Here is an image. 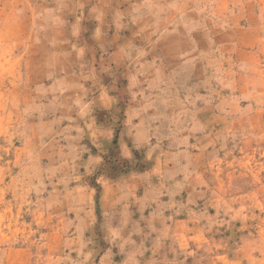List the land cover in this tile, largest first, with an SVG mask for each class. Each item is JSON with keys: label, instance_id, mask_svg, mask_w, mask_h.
Returning a JSON list of instances; mask_svg holds the SVG:
<instances>
[{"label": "rangeland", "instance_id": "rangeland-1", "mask_svg": "<svg viewBox=\"0 0 264 264\" xmlns=\"http://www.w3.org/2000/svg\"><path fill=\"white\" fill-rule=\"evenodd\" d=\"M110 1L0 0V264H264V0L169 1L165 108L153 0L86 52Z\"/></svg>", "mask_w": 264, "mask_h": 264}, {"label": "crops", "instance_id": "crops-1", "mask_svg": "<svg viewBox=\"0 0 264 264\" xmlns=\"http://www.w3.org/2000/svg\"><path fill=\"white\" fill-rule=\"evenodd\" d=\"M124 0L122 1L123 3H118L116 5V3L111 4L112 6H109L111 11L113 12V14L110 16L111 19V24L109 25H102L99 22L100 21H96L98 19H96L91 13L90 10H87L86 13H83L85 15L84 19L82 20H86V23H88V20L92 21L94 23V28L93 30L91 29H86V32L91 34V38H93L94 40L97 41L96 44H93L90 46L89 49H86V52H100L102 50H104L102 48V43H99V41H101L102 38H105L106 36L110 37L113 42H112V46L109 48V52L110 53H114V50L116 49V41L121 42L122 41V45L123 48L126 45L125 41L128 40L129 43L128 44H132V43H136L137 40L134 39L133 37V33L131 31V18L129 17V12L127 11V7ZM169 1H173V0H153L152 2H154V4L156 5L157 10H159V12H156L155 16H157L156 18V23L155 26L153 27L154 31H156V34L158 35V40H161V44L163 47H166V50L168 52H170V56L172 59H164V61L160 62L159 64H157V69H161V76L159 77L158 80V85L161 87L162 92L166 93L168 91V89L166 91L164 87H166V85H169L171 87V96H176L178 94V97L176 98H170L167 96L170 95H161L160 96V100H159V104H162V106L165 108L167 106H169V103L174 99V100H182L184 95L182 96L181 91L184 90V92H188V81L186 83H183L184 85H182L180 79H178V72L176 71L177 68H189V64H192V61L190 59H187L186 61H182L181 63L179 62V56H180V52H182L184 49L182 47H180V45H178V34L180 33V30L178 29L177 26V21H178V8L177 5L174 4L172 7L169 6L168 8L166 7L167 4H170ZM114 1L111 0L110 3H113ZM172 4V2H171ZM176 5V6H175ZM109 17V16H108ZM83 22V21H82ZM84 25V24H82ZM90 30V31H88ZM86 32L83 33V35L86 34ZM85 45V43L83 44ZM188 48H186L187 50ZM111 55V54H110ZM111 59V57H110ZM94 67L96 65H93ZM100 67V65H99ZM104 76V75H103ZM99 79L101 81L100 84L102 83V86H105L106 90L108 91L107 93H109V95H114L111 94V90H113L112 88H108L107 86V78L106 77H102L99 76ZM129 83L133 89V96L137 97V99L140 101L141 99H139L140 97V89L138 88L139 83H136L134 80H132L131 78L128 79ZM135 82V83H133ZM120 84V83H119ZM181 86H183V88H181ZM118 88V86H117ZM138 89V90H137ZM139 91V92H136ZM101 93V92H100ZM102 94H100L101 96ZM116 95V94H115ZM144 124L145 123H140L138 125V131L140 132V137L143 138V131H144ZM185 222V220L182 219H173L172 221H170L169 223H171L168 226V222H166V226H168L169 228H174V229H178V225H183ZM174 237L179 236V233H177L176 231H174L173 234Z\"/></svg>", "mask_w": 264, "mask_h": 264}, {"label": "trees", "instance_id": "trees-1", "mask_svg": "<svg viewBox=\"0 0 264 264\" xmlns=\"http://www.w3.org/2000/svg\"><path fill=\"white\" fill-rule=\"evenodd\" d=\"M116 144H117V142H116Z\"/></svg>", "mask_w": 264, "mask_h": 264}]
</instances>
